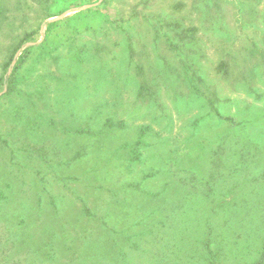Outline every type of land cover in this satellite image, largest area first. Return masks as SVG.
Wrapping results in <instances>:
<instances>
[{
  "label": "rangeland",
  "instance_id": "obj_1",
  "mask_svg": "<svg viewBox=\"0 0 264 264\" xmlns=\"http://www.w3.org/2000/svg\"><path fill=\"white\" fill-rule=\"evenodd\" d=\"M263 243L264 0H0V264Z\"/></svg>",
  "mask_w": 264,
  "mask_h": 264
},
{
  "label": "trees",
  "instance_id": "obj_2",
  "mask_svg": "<svg viewBox=\"0 0 264 264\" xmlns=\"http://www.w3.org/2000/svg\"><path fill=\"white\" fill-rule=\"evenodd\" d=\"M264 248V243H263V247L262 249ZM213 253H215L213 250H212ZM257 264H261L260 262H257ZM262 264H264V259L262 260Z\"/></svg>",
  "mask_w": 264,
  "mask_h": 264
}]
</instances>
